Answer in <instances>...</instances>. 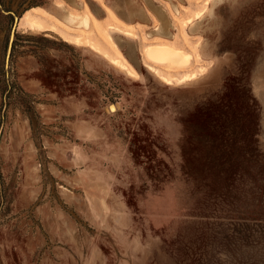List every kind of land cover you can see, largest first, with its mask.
<instances>
[{"label": "rangeland", "instance_id": "rangeland-1", "mask_svg": "<svg viewBox=\"0 0 264 264\" xmlns=\"http://www.w3.org/2000/svg\"><path fill=\"white\" fill-rule=\"evenodd\" d=\"M84 1L137 78L0 0V264H264V0Z\"/></svg>", "mask_w": 264, "mask_h": 264}, {"label": "bare ground", "instance_id": "bare-ground-1", "mask_svg": "<svg viewBox=\"0 0 264 264\" xmlns=\"http://www.w3.org/2000/svg\"><path fill=\"white\" fill-rule=\"evenodd\" d=\"M162 22L161 26L163 30H166L168 21L162 17ZM20 26L26 28L27 31L39 32L41 34L47 31L57 32L69 44L89 48L128 75L135 78L139 76V73L125 58L115 40V33L117 32L132 37H135V34L128 29L114 25L108 26L107 32H103L101 24L94 18L91 9L84 0H52L50 6L34 7L24 14L20 21ZM70 33L78 36L72 38ZM98 35L106 37L108 43L116 51V56L108 52L106 48H102L103 46H101L97 39ZM147 55L151 60L168 68H180L188 62L190 57L189 54L186 55L183 51L169 45H153L148 49ZM146 67L167 85L187 83L199 77L196 74H187L173 80L161 69L148 62L146 63ZM110 110L115 112L117 107L112 106Z\"/></svg>", "mask_w": 264, "mask_h": 264}, {"label": "water", "instance_id": "water-1", "mask_svg": "<svg viewBox=\"0 0 264 264\" xmlns=\"http://www.w3.org/2000/svg\"><path fill=\"white\" fill-rule=\"evenodd\" d=\"M20 18H21V16H20V17H15V23L13 24V26H12V31H11V40H12L13 37H14L15 27H16V25L19 23ZM11 44H12V43H10V47H11Z\"/></svg>", "mask_w": 264, "mask_h": 264}, {"label": "crops", "instance_id": "crops-1", "mask_svg": "<svg viewBox=\"0 0 264 264\" xmlns=\"http://www.w3.org/2000/svg\"><path fill=\"white\" fill-rule=\"evenodd\" d=\"M80 182H81V180H80ZM80 182H79V183H80Z\"/></svg>", "mask_w": 264, "mask_h": 264}]
</instances>
